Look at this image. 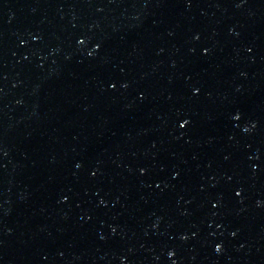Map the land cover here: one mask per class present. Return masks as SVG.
I'll return each instance as SVG.
<instances>
[{"label": "water", "instance_id": "95a60500", "mask_svg": "<svg viewBox=\"0 0 264 264\" xmlns=\"http://www.w3.org/2000/svg\"><path fill=\"white\" fill-rule=\"evenodd\" d=\"M263 252L264 0H0V264Z\"/></svg>", "mask_w": 264, "mask_h": 264}, {"label": "snow or ice", "instance_id": "6c2138e0", "mask_svg": "<svg viewBox=\"0 0 264 264\" xmlns=\"http://www.w3.org/2000/svg\"><path fill=\"white\" fill-rule=\"evenodd\" d=\"M81 43H83V41H81ZM236 118L239 119V116H237ZM187 123H189V121L185 120L184 124H187ZM183 126L184 125H181V127H183ZM237 195H239V193H237ZM220 250H221L220 246H217V251H220Z\"/></svg>", "mask_w": 264, "mask_h": 264}]
</instances>
